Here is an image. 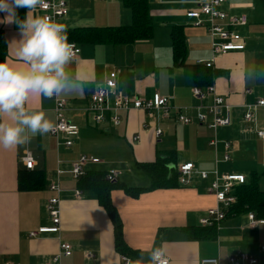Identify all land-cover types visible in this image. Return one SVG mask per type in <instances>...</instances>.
I'll list each match as a JSON object with an SVG mask.
<instances>
[{"label":"crops","instance_id":"0c3cea01","mask_svg":"<svg viewBox=\"0 0 264 264\" xmlns=\"http://www.w3.org/2000/svg\"><path fill=\"white\" fill-rule=\"evenodd\" d=\"M206 0H149L150 19L154 25L149 40L132 44H78L81 53L69 66L74 80L83 90L57 97L68 101L65 118L79 128L71 147L65 137L36 135L30 142L6 150L0 148V261L12 264H41L60 251L62 243L73 248L70 257H62L60 264H123L115 247L114 224L91 190L81 189L69 171L81 156L100 160L86 166L89 172L121 171L118 183L127 188H148L151 180L138 165L152 163L174 152L171 169L193 163L198 171L222 175H244L249 183L258 178L264 183V139L257 131L264 130V107L254 111L256 121L244 122L246 106L264 97V0H227L223 10L230 15H245L248 24L238 32L246 41L242 52H230L214 57L211 38L205 26H195L187 13L196 10ZM69 13L61 19L66 34L77 28L125 27L132 23L131 11L123 0H66ZM28 9H16V17L23 20ZM0 11V31L7 42L5 61L16 62V49L21 39L15 17ZM34 15L42 16L36 9ZM180 27L186 44L183 65H176L172 33ZM212 63L211 67H207ZM17 66H22L17 63ZM210 68V69H207ZM116 72V90L124 95L150 100L156 93L169 98L173 109L194 107L200 102L193 95L194 87L214 85L218 94L231 106V124L215 133L206 125L180 124L174 117H149L141 110L120 111V125L109 119L95 125L86 113L88 98L103 85L111 72ZM197 74V77H196ZM198 85V86H197ZM250 90V93H246ZM55 100L33 96L26 107L44 112L56 124ZM209 98L205 104H211ZM110 103L113 99L110 98ZM192 108V109H190ZM145 127L143 129L142 127ZM155 129L162 131L156 138ZM219 140L217 155L223 158V142L231 144V160L216 163V152L210 146L214 136ZM139 135L140 140L133 139ZM30 152L35 169L25 171L23 157ZM61 189L57 194L49 189L57 178ZM25 185L39 188L20 189L19 177ZM214 177L207 180L198 175L188 185L178 188L143 192L134 198L122 189L110 193L122 224L124 243L133 251L129 257L137 264H146L150 251L163 246L171 264H199L203 259H219L227 264L237 253H247L258 259L263 254L264 224L249 226L248 214L227 216L215 224V230L202 226L200 219L215 206V198L208 193ZM246 183V184H247ZM237 190V188H236ZM80 191L79 197L75 195ZM236 192V191H235ZM60 198L61 225L58 233L39 234L41 227L52 226L46 203L52 197ZM135 252V253H134ZM87 254L94 258L88 259Z\"/></svg>","mask_w":264,"mask_h":264},{"label":"built area","instance_id":"2783aa9c","mask_svg":"<svg viewBox=\"0 0 264 264\" xmlns=\"http://www.w3.org/2000/svg\"><path fill=\"white\" fill-rule=\"evenodd\" d=\"M227 0H206L196 10H191L187 13V18L193 21L195 26H205L211 38V47L214 57L225 56L230 52H242L246 49V41L238 32L240 27L248 24V18L245 15H230L223 10V6ZM46 7H37L42 13V16L50 17L52 20L59 23L65 18L68 13V6L66 0H45ZM75 56L73 60L77 59L81 53L80 47L73 42ZM207 67H211L212 63H208ZM116 72L109 73L105 83L100 85L96 91L88 98V105L86 108L87 115L91 118L95 125L103 124L108 115L110 121L115 125H120V111L130 112L133 110H141L149 117L168 119L174 117L180 124L192 125L198 123L206 125L208 129L214 133L223 127L231 124V110L232 106L218 94L214 85L207 86L206 88L194 87L193 95L200 102L194 107L195 117L188 115L189 108L173 109L169 106V98L156 93L152 99L145 100L133 98L122 94L116 90ZM246 90V93H250ZM110 98L113 103H110ZM211 98V104H205L206 100ZM68 106V101L65 99L55 100V114L56 124L53 131L49 134L53 137L64 136L65 145L71 147L73 144L72 139L76 138L79 134L77 125L71 123L65 118V111ZM264 107V97L257 100L255 104L246 106L247 112L244 115V122L254 123L256 121L254 111L257 108ZM192 109V108H190ZM145 129V127H142ZM155 137L158 139L162 136L160 129H155ZM258 137L264 139V130L257 131ZM135 142L140 140L137 135L134 139ZM210 146L216 152V163L223 161L229 162L231 160V144L223 142L225 153L222 159L218 158L217 148L219 140L215 134L214 138L210 141ZM24 167L28 171H33L36 162L30 152H27L23 157ZM100 160L81 156L75 163L72 164L69 174L75 179L80 180L87 175L86 166L89 164H99ZM179 181L181 185H188L192 182V177L198 175L200 179L207 180L211 175L214 179L208 187V193L215 198V206L210 208L206 216L200 219L202 226H213L222 221L230 208L236 204L237 196L235 195L236 188L245 185L247 178L239 174H220L217 169L209 173L206 171H198L193 163H184L178 167ZM64 174V171H57V178L51 183L49 189L57 194H60L61 189L59 186L58 178ZM121 171L110 170L107 172L106 179L109 182H116L121 176ZM80 191H76L75 195L79 197ZM46 211L51 219L52 226L41 227L38 232L31 233V237L39 234L58 233L61 225V207L60 198L58 196L52 197L46 203ZM249 226L255 228L260 224H264V219H257L254 213H248ZM260 252L263 254L262 259H258L247 253H237L228 258L227 264H264V245L260 247ZM73 253V248L68 243L60 245V251L50 260L41 264H60L62 257H70ZM88 259L94 258L93 254H87ZM169 264L170 259L167 257ZM123 264H136L128 256L122 257ZM0 264L4 263L0 261ZM199 264H222L219 259H203Z\"/></svg>","mask_w":264,"mask_h":264},{"label":"clouds","instance_id":"9594fccd","mask_svg":"<svg viewBox=\"0 0 264 264\" xmlns=\"http://www.w3.org/2000/svg\"><path fill=\"white\" fill-rule=\"evenodd\" d=\"M45 0H0V11L15 17L21 39L16 49V62H0V148L10 150L30 142L36 135H47L55 125L44 112L26 107L33 96L59 97L83 90L74 80L69 66L75 56L65 26L47 16L34 15ZM29 11L21 21L17 8ZM17 63L22 66H17ZM143 264V261H137ZM146 264H169L167 250L161 246L150 251Z\"/></svg>","mask_w":264,"mask_h":264},{"label":"trees","instance_id":"16d2710c","mask_svg":"<svg viewBox=\"0 0 264 264\" xmlns=\"http://www.w3.org/2000/svg\"><path fill=\"white\" fill-rule=\"evenodd\" d=\"M123 3L125 7L131 11V25L125 27L73 29L67 33L68 41H73L78 44L119 45L132 44L137 41L151 39L154 25L150 19L149 0H123ZM172 44L176 65H183L187 51L184 34L180 27L175 28L172 33ZM7 48L6 39L0 31V62H3L7 57ZM175 155L174 152H169L164 158H158L155 162L140 163L138 165L151 180V185L148 188H127L118 183V181L113 183L109 182L106 179L107 172H89L79 180L80 188L93 191L98 197L100 205L110 216L114 224L115 247L121 255L132 257L133 251L124 243L122 224L118 217V213L111 203V191L117 188L122 189L128 195L137 198L143 192L180 187L178 170L171 169L170 167L173 165L172 163L175 160ZM258 178L259 177H254L249 183L237 188L235 192L237 202L230 208L226 217L243 212L245 214L254 213L257 219H264V191L259 187ZM40 186L41 184L25 185L20 174V189L26 190L39 188ZM214 226L208 229L215 230Z\"/></svg>","mask_w":264,"mask_h":264},{"label":"rangeland","instance_id":"374dc122","mask_svg":"<svg viewBox=\"0 0 264 264\" xmlns=\"http://www.w3.org/2000/svg\"><path fill=\"white\" fill-rule=\"evenodd\" d=\"M264 182V181H263ZM262 188L264 189V183L262 184Z\"/></svg>","mask_w":264,"mask_h":264}]
</instances>
